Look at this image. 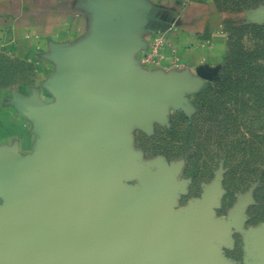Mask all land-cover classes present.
Returning <instances> with one entry per match:
<instances>
[{
    "label": "rangeland",
    "instance_id": "374dc122",
    "mask_svg": "<svg viewBox=\"0 0 264 264\" xmlns=\"http://www.w3.org/2000/svg\"><path fill=\"white\" fill-rule=\"evenodd\" d=\"M263 1L228 2L237 12ZM226 30L222 47L197 69L189 94L148 99L150 110L139 127L109 138L113 150L102 157L119 174L91 208L95 213L104 207L115 219L129 196L140 212L154 213L152 189L162 184L165 221L211 237V257L196 262L184 254V264H264L257 242L264 236V20L235 15ZM1 65L0 85L11 81L13 70L30 73L13 63ZM40 152L32 162L35 196L45 179L41 168L47 167ZM8 247L0 264H25V252Z\"/></svg>",
    "mask_w": 264,
    "mask_h": 264
},
{
    "label": "crops",
    "instance_id": "0c3cea01",
    "mask_svg": "<svg viewBox=\"0 0 264 264\" xmlns=\"http://www.w3.org/2000/svg\"><path fill=\"white\" fill-rule=\"evenodd\" d=\"M228 1L0 0V70L4 61L30 71L15 75L13 70L11 81L0 85V160H13L34 183L32 162L45 144L34 109L52 114L62 126L71 113L64 85L74 74L81 89L94 87L99 58L113 49L108 79L119 90L151 89L156 102L189 94L197 69L222 47L227 21L241 14L264 18V1L237 12ZM159 36L165 45L149 54ZM102 108L121 135L139 127L150 110L123 102ZM111 142L94 151L109 157ZM11 208L0 191V214Z\"/></svg>",
    "mask_w": 264,
    "mask_h": 264
},
{
    "label": "water",
    "instance_id": "95a60500",
    "mask_svg": "<svg viewBox=\"0 0 264 264\" xmlns=\"http://www.w3.org/2000/svg\"><path fill=\"white\" fill-rule=\"evenodd\" d=\"M113 54L114 49L99 58L94 87L81 89L74 74L64 85L71 113L62 126L52 114L34 109L44 126L40 156L47 161L39 196L13 160H0V191L12 204L0 214V253L12 246L25 252V264H184V254L196 262L211 257V237L190 235L165 221L162 184L152 189L154 213L140 212L139 202L129 196L115 219L104 207L92 212L97 196L119 174L94 151L121 135L106 121L102 105L137 107L154 100L151 89L122 91L108 79ZM257 242L264 255V236Z\"/></svg>",
    "mask_w": 264,
    "mask_h": 264
},
{
    "label": "built area",
    "instance_id": "2783aa9c",
    "mask_svg": "<svg viewBox=\"0 0 264 264\" xmlns=\"http://www.w3.org/2000/svg\"><path fill=\"white\" fill-rule=\"evenodd\" d=\"M164 42H165V39H164V38H162V37H160V36H159V37H156V38L153 40V42H152V50H151V52H150L149 54H154V53H156L158 48H160V47H162L163 45H165Z\"/></svg>",
    "mask_w": 264,
    "mask_h": 264
}]
</instances>
